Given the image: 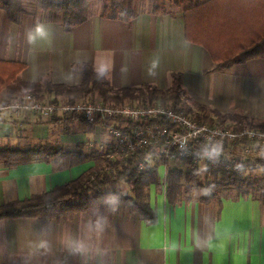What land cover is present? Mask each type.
Masks as SVG:
<instances>
[{"label":"crops","instance_id":"1","mask_svg":"<svg viewBox=\"0 0 264 264\" xmlns=\"http://www.w3.org/2000/svg\"><path fill=\"white\" fill-rule=\"evenodd\" d=\"M101 7L102 0L91 4L88 20L70 32L48 21L38 7L24 4L16 24L0 7V62L25 64L21 82L66 86L81 83L76 70L81 65L105 71L113 89L150 85L165 90L172 76L180 74L185 102L264 121V58L217 70L202 47L186 42L184 7L169 5L167 15L156 17L146 2H135L138 16L130 23L100 18ZM37 23L48 26L51 37L30 45L26 33ZM53 97L45 95L42 100ZM16 98L0 93V148L48 143L69 153L49 162L8 168L0 164V206L77 179L103 161L99 146L107 142L98 126L72 123L65 129L51 125L50 119L1 110ZM166 171L167 166L157 168L160 191L155 185L147 189L154 223L116 202L69 220L43 224L34 218L0 220V264H264L260 202L250 196L221 195L209 203L193 197L171 205L164 194ZM69 241H82L86 251H73Z\"/></svg>","mask_w":264,"mask_h":264},{"label":"trees","instance_id":"2","mask_svg":"<svg viewBox=\"0 0 264 264\" xmlns=\"http://www.w3.org/2000/svg\"><path fill=\"white\" fill-rule=\"evenodd\" d=\"M93 0H0V7L6 12L12 23H18L24 14L23 5L28 4L40 8L48 21L58 22L64 32H70L85 23L90 16ZM149 5L150 13L162 17L169 12L167 7H184V37L186 42L202 47L209 55L217 70L227 69L254 59L264 58V0H141ZM186 6V7H185ZM100 18L130 23L138 16L134 0H102ZM25 64L18 62H0V93L6 92L10 97L16 94L20 100L25 94H32L38 100L45 95H52L51 102L74 103L79 100L102 102L107 107L121 106L125 102L146 107L153 105L182 108L191 113L190 104L200 111L211 114L193 118L201 123H218L220 127L264 130V121L247 119L239 114L222 115L214 110H207L192 101L185 102L180 74L172 76L168 89L145 85L139 88L113 89L106 80L103 70H95L88 65L76 68L81 75V83L77 86L53 85L48 81L24 83L19 80ZM13 101H10L13 102ZM51 125L67 128L72 123L86 125L84 118L71 116L68 118L52 117ZM233 124V125H232ZM130 127H136L130 124ZM112 151L107 148L106 153ZM150 149H139L134 155L121 160H106L84 172L77 179L66 185L55 187L49 192L0 206V220L34 218L40 223L69 220L79 213L93 214L98 208H107L110 196L117 197L116 203H122L136 212L145 222L154 223L155 217L148 204L147 189L155 185L160 191L157 168L167 166L165 177V198L175 205L191 200L190 187L183 188L182 177L192 179L198 170L190 160H181L189 171L184 173L177 167L168 166L169 162L158 159L145 163L142 172H136L134 166L144 162ZM63 147L48 143L32 148H0V164L5 168L25 162H49L67 155ZM95 153H98L97 151ZM100 155V154H99ZM107 165L109 172H103ZM243 174L226 171L223 167H206L201 173L203 182L196 183L195 200L209 203L219 200L221 193H234L235 196L251 197L260 202L264 208V153L242 167ZM261 170L258 175L255 172ZM95 179L91 181V177ZM123 183L125 193L115 190ZM113 188V190H110Z\"/></svg>","mask_w":264,"mask_h":264},{"label":"built area","instance_id":"3","mask_svg":"<svg viewBox=\"0 0 264 264\" xmlns=\"http://www.w3.org/2000/svg\"><path fill=\"white\" fill-rule=\"evenodd\" d=\"M1 110L17 116L32 114L44 120L55 116L82 117L87 124L100 127L107 135V142L99 146L103 159L121 160L139 149L151 150L144 162L134 166L136 172H142L145 163L162 159L167 162L190 160L197 169L220 166L226 171L243 174L242 167L264 153V130L201 123L182 108L170 106L141 107L125 102L121 106L107 107L100 101L87 100L53 103L25 94ZM107 148L112 151L106 153ZM212 148H217L219 154L209 155ZM109 169L103 165V172ZM90 179L93 181L95 177Z\"/></svg>","mask_w":264,"mask_h":264},{"label":"rangeland","instance_id":"4","mask_svg":"<svg viewBox=\"0 0 264 264\" xmlns=\"http://www.w3.org/2000/svg\"><path fill=\"white\" fill-rule=\"evenodd\" d=\"M93 3H91V4H93V6H95V4H96V0L95 1H92ZM138 3V2H143V1H141V0H134V3ZM34 7V6H33ZM96 101H98V100H96ZM208 113V112H207ZM206 112L204 113V112H202V111H200L198 108H196V107H191V113H190V115L191 116H193V115H198V116H203V115H209V116H211V118L213 119V120H215V118L211 115V114H207ZM231 114H233V113H231ZM20 149H23V148H20ZM168 166H171V167H177L178 169H180L181 171H183L184 173H187V172H189V173H192V172H190L189 171V168L185 165V164H183V163H181L180 161H177V162H173V161H169V164H168ZM201 171H203V169L202 168H198V170L194 173V176L195 177H193L192 179H190L189 178V176H184V177H182L181 178V183H182V185H183V188H186V187H190L191 188V192L189 193V196H192V197H196V183L197 182H203L205 179V177H204V175L201 173ZM256 174H258V175H260L261 174V170H259V171H257V172H255ZM110 190H113V188H110ZM115 190H118V191H121V193L123 192V193H125L126 192V190H127V187L123 184V183H119L118 184V186L117 187H115ZM223 196H232V195H234V193H231V194H229V193H227V192H223V193H221ZM114 204H116V203H114ZM111 205H113V203H109L108 204V207L109 206H111ZM98 209H104V208H98ZM97 209V210H98Z\"/></svg>","mask_w":264,"mask_h":264},{"label":"clouds","instance_id":"5","mask_svg":"<svg viewBox=\"0 0 264 264\" xmlns=\"http://www.w3.org/2000/svg\"><path fill=\"white\" fill-rule=\"evenodd\" d=\"M51 37V31L48 26H46L44 23H37L29 29L26 33V39L28 44L33 45L35 44L38 40H49ZM152 68L156 67V62L153 61L152 63ZM149 74H153L151 69L149 70ZM209 155H218L219 150L217 148H212L210 149ZM117 200V197L115 196H110L107 198V202L109 203H115ZM113 211H115V208H113ZM41 247H44L45 245L42 243L40 245ZM69 247L77 252V253H83L86 251V245L82 241H69Z\"/></svg>","mask_w":264,"mask_h":264}]
</instances>
